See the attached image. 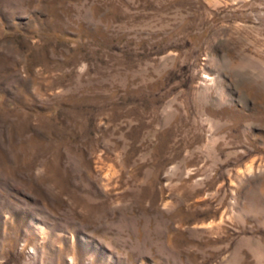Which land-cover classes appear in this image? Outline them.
Instances as JSON below:
<instances>
[{
    "label": "rangeland",
    "instance_id": "374dc122",
    "mask_svg": "<svg viewBox=\"0 0 264 264\" xmlns=\"http://www.w3.org/2000/svg\"><path fill=\"white\" fill-rule=\"evenodd\" d=\"M0 264H264V0H0Z\"/></svg>",
    "mask_w": 264,
    "mask_h": 264
}]
</instances>
